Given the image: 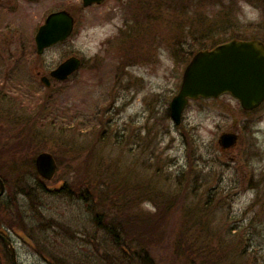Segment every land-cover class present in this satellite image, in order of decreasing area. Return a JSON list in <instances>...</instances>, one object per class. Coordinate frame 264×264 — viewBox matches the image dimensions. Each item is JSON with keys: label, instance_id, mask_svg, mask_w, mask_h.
<instances>
[{"label": "rangeland", "instance_id": "obj_1", "mask_svg": "<svg viewBox=\"0 0 264 264\" xmlns=\"http://www.w3.org/2000/svg\"><path fill=\"white\" fill-rule=\"evenodd\" d=\"M59 9L74 15V30L40 54L37 30ZM232 37L264 39V0H0V131L9 130L0 135V233L16 264L112 256L88 190L127 166V202L107 214L132 231L135 248L158 264H189L190 240L214 264H264V103L248 111L227 93L191 100L180 124L169 113L187 63L180 45ZM72 55L80 67L47 85ZM224 132L238 134L228 148ZM42 151L57 161L50 180L36 168ZM63 184L71 196L54 192ZM0 264H15L1 246Z\"/></svg>", "mask_w": 264, "mask_h": 264}, {"label": "water", "instance_id": "obj_2", "mask_svg": "<svg viewBox=\"0 0 264 264\" xmlns=\"http://www.w3.org/2000/svg\"><path fill=\"white\" fill-rule=\"evenodd\" d=\"M104 0H83L84 6L102 3ZM75 17L67 9L50 12L35 35L39 53L46 48L66 40L73 32ZM81 59L72 55L62 61L51 74L66 79L80 67ZM44 79L48 82L47 77ZM231 93L243 108L252 110L264 102V41L232 38L219 43L211 49L197 51L186 65L179 91L172 97L169 109L173 120L180 123L183 110L190 99L200 97H219ZM237 140L235 132H224L220 141L224 147L232 146ZM36 167L45 179H51L57 170L54 155L42 151L36 157ZM5 190V183L0 176V194ZM8 245L14 263L16 254L11 241L2 236Z\"/></svg>", "mask_w": 264, "mask_h": 264}, {"label": "trees", "instance_id": "obj_3", "mask_svg": "<svg viewBox=\"0 0 264 264\" xmlns=\"http://www.w3.org/2000/svg\"><path fill=\"white\" fill-rule=\"evenodd\" d=\"M201 42V41H200ZM197 42L196 43H200ZM215 44V43H214ZM212 44V45H214ZM184 46V44H183ZM182 45H180L179 47V52L178 54H183L184 55V59L188 62L190 60V58L193 56V54L200 49L201 47H191V48H183ZM186 51V52H184ZM23 121V120H20ZM21 128V126H18V129ZM2 131H0V135L1 132H7L8 128L6 127H2ZM9 131V130H8ZM17 131V130H15ZM19 131H17L18 133ZM7 136V135H6ZM10 137V136H8ZM12 137H16V135H13ZM10 138H8L7 140H9ZM17 139V138H16ZM16 139L14 142H10L9 145L15 144L16 143ZM19 146L22 145V142L18 144ZM128 174V166L126 167V172L124 173V176L119 177L118 176V180L114 179L112 182V179L106 180V179H101L100 182H98V188L100 189L98 192V188L96 189V193L95 191H93L90 188L88 190V194H94V196L92 197L93 202L89 203L92 204L93 207H91V211L96 213L97 211H100L99 213H97L95 216L97 223H101L102 219L105 220V223H101L99 224L101 227V230L106 231V233L108 234V237L111 239V242H109L114 248H113V255L112 256H105V258H101V260H103V262L101 264H158V262H155V260L151 257V255L149 254V252L146 251L145 247H143L142 245H139L138 248H135L133 246V240L131 234L132 231L130 233L127 232L128 227H125V224L123 222H120L119 220H117L116 218H114L115 216H110L109 214H107V211H111L115 212L116 209L118 208H123L124 205L126 204V192H127V187L125 186L127 183H130V180L127 177ZM0 176H2L3 178H6V176H4L2 174V172H0ZM5 180V179H4ZM39 188L38 191L43 192V190L46 189L45 184L44 183H39ZM131 188V187H130ZM134 191L137 192H143L144 194H146V192L148 191L147 189H145L144 187L140 186V189H138L137 187H134ZM70 190L71 188L67 186V184H63L61 187H59L58 189H55L54 192L56 193H69L70 194ZM32 191V190H30ZM28 192V194L30 195L31 192ZM99 193V194H98ZM86 194V193H84ZM149 194L151 195H155V191L152 189H149ZM99 197V200L96 201V199L94 197L96 196ZM71 196V194H70ZM81 198L85 197L82 194L79 195ZM129 203V202H128ZM110 208V209H107ZM123 210V209H122ZM106 215H108L110 217V219L106 220ZM147 221V220H145ZM144 221V222H145ZM154 221V223L157 225L159 223V220H151V222ZM116 222V223H115ZM128 223L133 224L134 220H132L131 218H128L127 220ZM143 222V223H144ZM136 224H139V221H135ZM152 226V225H151ZM185 233V232H184ZM183 233V236L185 238V234ZM187 240H185V244H186ZM182 243H184V241H182ZM0 246L1 248H3L6 252H10L9 247L6 245L2 235L0 234ZM184 246V245H181ZM178 246V247H181ZM180 250H182V248H178ZM186 252L187 255L186 258L189 260V264H214L213 261L210 260V255L208 252L206 251H199L196 250L195 248L192 247V245L190 244V240H188L187 242V247H186Z\"/></svg>", "mask_w": 264, "mask_h": 264}, {"label": "flooded vegetation", "instance_id": "obj_4", "mask_svg": "<svg viewBox=\"0 0 264 264\" xmlns=\"http://www.w3.org/2000/svg\"><path fill=\"white\" fill-rule=\"evenodd\" d=\"M94 4H95V3H94ZM261 39H262V38H261ZM262 40H264V39H262ZM45 77H47L48 82L44 79V77H43V80L45 81V83H46L47 85H50V84H51L53 78L58 79L57 77L53 76L51 73H50L49 75L45 76Z\"/></svg>", "mask_w": 264, "mask_h": 264}]
</instances>
